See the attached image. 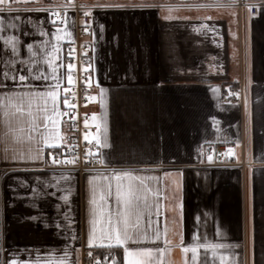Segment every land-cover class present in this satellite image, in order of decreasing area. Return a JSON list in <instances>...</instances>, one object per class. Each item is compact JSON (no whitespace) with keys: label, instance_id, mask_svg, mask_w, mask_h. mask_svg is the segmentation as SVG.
<instances>
[{"label":"crops","instance_id":"1","mask_svg":"<svg viewBox=\"0 0 264 264\" xmlns=\"http://www.w3.org/2000/svg\"><path fill=\"white\" fill-rule=\"evenodd\" d=\"M60 1L30 0L16 6L44 9ZM258 1L259 15L249 9L239 13L234 0H155L149 4L155 7L152 11H96L92 33L83 35L77 33L73 16L64 26H53L46 10L18 13L19 21L13 19L17 13L2 14L0 84L6 87H0V99L6 94L44 90V81L29 77L21 82L19 75H28L25 69L30 66L48 71L40 49L47 44L50 51L57 43L52 34L61 29L57 63H63L66 41L80 39L93 47L95 100L91 99L87 110L97 116L94 123L101 124L100 139L108 147H101L106 162L99 170L52 169L48 166L50 149L41 135L44 129L31 130L27 105L21 113L11 109L13 114L7 117L0 106V264L12 259L17 264H60L62 260L76 264L77 251L81 264L86 249H108L99 247V240L87 244L88 180L132 169L139 170L134 174L154 177L148 183L160 189V215L153 216L152 227H159L161 239H145L140 246L164 248L159 256L163 264H220L221 255L227 258L225 264H264V0ZM217 3L233 6L216 7ZM165 16L172 18L165 20ZM9 23L17 28L8 27ZM13 36L17 37L16 56L11 42L5 44ZM28 44L33 45L31 52ZM33 60L38 65H32ZM59 72L62 86L64 67ZM232 85L241 88L242 103L222 99ZM100 88L105 90L103 102ZM58 103L61 111V89ZM58 120L62 139L49 143L61 145V116ZM42 122L41 116L37 123ZM210 145L231 147L236 164L210 163L206 154ZM29 146L43 149V160L28 159ZM20 155L25 159H13ZM66 176L70 179L65 180ZM17 181H26L28 186H19ZM9 183L22 197L10 208L5 207ZM46 184L56 187L46 188ZM67 188L71 189L69 205L58 199ZM176 188L183 205L179 226L183 243L171 236L174 226L166 199ZM66 212L71 227L64 218ZM34 215L41 219H27ZM142 223L147 227L146 217ZM165 229L171 246L164 243ZM148 232L153 235L151 229ZM194 234L198 240L192 239ZM205 243L209 247L198 248L193 260L191 247ZM184 247H189L187 253ZM112 249L123 264V248L113 245Z\"/></svg>","mask_w":264,"mask_h":264},{"label":"snow or ice","instance_id":"2","mask_svg":"<svg viewBox=\"0 0 264 264\" xmlns=\"http://www.w3.org/2000/svg\"><path fill=\"white\" fill-rule=\"evenodd\" d=\"M29 3L30 0H0V13H17L13 17L14 20L19 21L21 20V16L18 13L25 12L31 13L33 11L40 12L44 11L42 8H32V7H24L20 8L16 5L19 3ZM72 7H76L75 5H71ZM216 7H232L233 4H219L215 5ZM95 11L98 12H107V11H130V12H144V11H152L155 10L153 5L149 4H109V3H98L94 6ZM55 15H59V13H54ZM86 16L92 15V9H89L84 13ZM170 16H165L164 19L168 20L171 19ZM50 23L55 26L57 21L51 20L49 18ZM31 23V21H29ZM59 23L63 24L65 21L61 19ZM0 25H2V21H0ZM8 27L17 28L15 23H9ZM84 30L88 31L90 25L85 24ZM100 30L103 31L104 26L100 25ZM61 29H57L52 35L56 40V44L51 45V50H47L48 46L45 44L44 47L40 49V54L43 55V62L46 64L48 71L43 69H38L37 67H28L25 69L28 75L20 74L19 81L25 82L31 77L32 80L35 81H44L43 89L44 90H34L28 91L24 93L15 94L13 96H7L5 99H0V106L5 108V116H9L11 113V109H15L16 113H21L24 110V105H27L28 108V116L31 119V130L35 131L38 130L41 126L44 129V132L41 134L43 143L49 149H58L60 145L49 141H55L57 139H62L60 137L59 132L57 131V125L59 123L58 117L64 115L59 109V97H60V89H61V82L63 74L59 72V69L64 67L63 63H57L59 58V53L61 48L59 47V42L61 41V35L58 33ZM215 31V29H213ZM26 35L27 33H22ZM41 35H44L42 32ZM65 35H69L65 32ZM12 44V55H18L17 49V37L13 36L5 40V44ZM71 43V41H69ZM28 50L31 52L33 45H27ZM70 62L67 64V81L69 85L73 83V70L75 68V64L71 62L74 59L73 56V49L70 47L68 49ZM33 56L38 55L37 53H32ZM86 55V54H83ZM23 63V62H21ZM32 65H38V61L33 60L30 62ZM88 67H82L81 71L87 73L89 71ZM35 73V74H33ZM7 79V75H6ZM15 79V77H13ZM51 82V83H49ZM0 87H6V85L0 84ZM29 89H32L33 86L31 84L25 85ZM97 87H100L97 84ZM105 90L100 88V98L101 102H103ZM95 100V97H92ZM6 100V102H5ZM64 105L67 107L69 105L68 97H64ZM33 109H35L33 111ZM42 116V125L37 123V120L40 119ZM92 121L95 122L97 120V116L95 114L91 117ZM85 128L89 127V121L87 118L84 120ZM97 129L96 134H93L89 131L84 133V140L88 141L91 144L95 141L96 145L99 147L105 148L108 147L106 140L101 141L100 139V130L101 124H95ZM33 137L29 136V140H32ZM40 141H37L39 144ZM239 142H237L238 145ZM43 149L36 147L32 148L31 146L28 147L27 158L30 160H43L41 155ZM34 153V154H33ZM67 155V154H66ZM226 157L232 158L234 157L233 149L230 147L228 148L227 152L223 154ZM87 157L92 158V162H98L101 165L105 164V158L101 157L98 161L95 160V157L91 153V149L86 153ZM13 159H25L24 155L14 156ZM207 160L211 163L213 162L214 158L213 155H209ZM65 163L71 164L73 163L72 159H68L63 161ZM237 162H239L237 160ZM46 164L47 161L44 160ZM53 164L62 163V161L58 159H54L52 161ZM139 170L132 169V170H122V171H115L113 173L99 174L97 176H91L88 180V184L90 186V193L91 198L89 200L90 205V216L91 219L89 220L90 230L87 235V244L89 246L94 245V243L99 240L101 243L98 245L99 247H107L108 249H112L113 245L117 248H123V264H163L162 259L159 258L160 254H162L165 249L159 246L157 247H141V243L143 240H154L159 241L161 239L160 229L159 227L153 228V224L156 221L153 220V216H159V200L158 194L160 189H153L149 185V181L155 179L151 176H143L139 174H134ZM38 179V178H37ZM65 180L70 179V177H64ZM115 181V184H113ZM39 182V181H38ZM17 184L22 187H27L26 181H17ZM46 188L56 187L53 184H46L44 185ZM9 190V197L7 202H5V207H15L14 201L16 199H20L17 193V188L12 183L8 185ZM59 190V189H58ZM36 189L33 188L32 192H35ZM66 194L61 195L58 197L59 200H62L65 205H69V196L71 195V189L67 188L64 190ZM51 196H56V192L49 193ZM168 200L169 211L172 213L171 216V223L174 226V231L171 232V236L179 237L180 243H183V234L179 231V226L182 221V211L183 205L179 203V190L178 188L173 189L171 195L166 197ZM60 205H56V209L59 210ZM146 217V224L147 227H144L143 221ZM64 218L68 220V227H71L72 221L68 217V213H64ZM27 219L31 221H39L41 219L40 216H30ZM199 216L195 218L196 222H199ZM47 226V225H45ZM57 228L60 227L59 224L56 225ZM151 229L153 235H149L148 230ZM165 238L164 243L166 245L171 246V241L168 238V230L165 229ZM73 240L76 239L75 234L71 237ZM193 240H198L199 237L195 234L192 237ZM106 241V244L104 243ZM209 245L205 244H196L195 246L191 247L192 252V259H196L197 249L198 248H205L207 249ZM213 249L215 248H222L224 245H211ZM183 251L187 253L189 251V247H184ZM216 253L213 252V255ZM65 257L69 255L68 251L66 250L64 253ZM88 264H107V260H100L95 259L93 256L91 248L88 251ZM111 256V252L109 253ZM80 253L79 251L76 252V264H79ZM226 257L221 255L220 256V264H225ZM9 264H17L15 259H12ZM60 264H65V261L62 260ZM113 264H117L115 260H113ZM205 264L207 262L205 261Z\"/></svg>","mask_w":264,"mask_h":264},{"label":"built area","instance_id":"3","mask_svg":"<svg viewBox=\"0 0 264 264\" xmlns=\"http://www.w3.org/2000/svg\"><path fill=\"white\" fill-rule=\"evenodd\" d=\"M234 4L239 13L243 12L245 9H249L252 15H259L261 3L258 0H234ZM75 5L76 7H72ZM96 4L88 2L86 0H61L55 5L45 7L51 20L57 21L55 26H64L67 22L69 16L75 17L76 20V31L78 34H90L92 33V21L93 15L96 12ZM92 9V15L86 16L84 13ZM54 13H59L55 15ZM4 13H0L1 16ZM63 19L65 23L61 24L59 21ZM90 25L88 31L84 30V25ZM71 41V43H69ZM66 41L63 45L64 55H63V65L65 82L61 86V97H62V110L64 115L61 116L62 129H63V141L58 149H52L49 154L48 166L52 169H67L74 170L80 173L86 171H95L102 168V165L98 162H92L91 157H87L86 153L91 149V153L98 161L101 158V147L96 145L95 141L91 144L84 140V133L89 131L91 133L97 132L95 124L91 117L92 114L87 110V106L90 103L93 96V86L91 83L92 74V62H93V47L90 42H85L80 39H74ZM73 49L74 59L71 61L75 64L73 70V83L69 85L67 81V64L70 62V57L68 53L69 48ZM86 54V55H83ZM89 71L87 73L82 72V67H88ZM243 92L240 87L229 86L228 89L223 93L222 99L226 102H239L242 103ZM67 96L69 100V105L65 107L64 97ZM85 118L89 121V127L85 128L84 120ZM228 147L226 145H210L206 148V154L213 155L216 163L222 165H235L236 161L234 157L229 158L224 156ZM67 154V155H66ZM58 159L62 161L59 164H53L52 161ZM72 159L73 163L68 164L63 161ZM95 259L107 260V264H113V260L120 264L118 256L110 252H96L91 249ZM89 249H86L82 255L81 264H88ZM95 264V261H93Z\"/></svg>","mask_w":264,"mask_h":264},{"label":"rangeland","instance_id":"4","mask_svg":"<svg viewBox=\"0 0 264 264\" xmlns=\"http://www.w3.org/2000/svg\"><path fill=\"white\" fill-rule=\"evenodd\" d=\"M88 2H92L94 4L98 3H109V4H130V3H136V4H150L154 2L155 0H86Z\"/></svg>","mask_w":264,"mask_h":264},{"label":"trees","instance_id":"5","mask_svg":"<svg viewBox=\"0 0 264 264\" xmlns=\"http://www.w3.org/2000/svg\"><path fill=\"white\" fill-rule=\"evenodd\" d=\"M52 151V149L48 150L47 154L49 156L50 152ZM96 252H111L113 253V249H100V248H97V249H94Z\"/></svg>","mask_w":264,"mask_h":264}]
</instances>
